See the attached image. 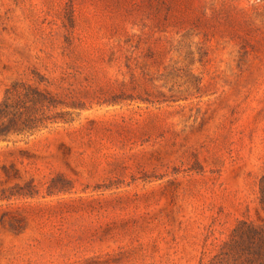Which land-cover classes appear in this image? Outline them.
Listing matches in <instances>:
<instances>
[{"label": "rangeland", "instance_id": "1", "mask_svg": "<svg viewBox=\"0 0 264 264\" xmlns=\"http://www.w3.org/2000/svg\"><path fill=\"white\" fill-rule=\"evenodd\" d=\"M262 203L264 0H0V264H262Z\"/></svg>", "mask_w": 264, "mask_h": 264}, {"label": "trees", "instance_id": "2", "mask_svg": "<svg viewBox=\"0 0 264 264\" xmlns=\"http://www.w3.org/2000/svg\"><path fill=\"white\" fill-rule=\"evenodd\" d=\"M262 209L264 211L263 203ZM235 232H239V234H243L245 237L253 239V241L256 242L257 245L254 249L256 257L259 258L262 264H264V229L256 228L252 225H245L241 229L237 228Z\"/></svg>", "mask_w": 264, "mask_h": 264}]
</instances>
